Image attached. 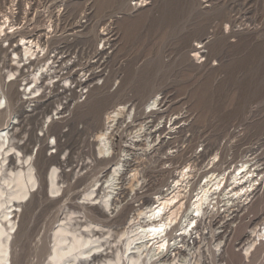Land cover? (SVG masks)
Wrapping results in <instances>:
<instances>
[{
  "label": "rangeland",
  "instance_id": "obj_1",
  "mask_svg": "<svg viewBox=\"0 0 264 264\" xmlns=\"http://www.w3.org/2000/svg\"><path fill=\"white\" fill-rule=\"evenodd\" d=\"M130 1L77 0L67 7L68 19L60 23L62 30L58 34L69 32L75 17L89 9L93 22L83 31V37L88 39L94 37L96 25L108 14H124L115 23L117 41L113 58L114 62L125 63L124 76L117 92H93L90 98H100L98 106L87 102L82 111L72 116L68 125L70 133L57 154L48 157L45 149L42 159L34 161L38 180L32 198L26 203L29 229L13 239L12 264H46L47 256L40 252L41 247L50 243L53 228L66 217L74 228L77 224L85 226L88 221L100 220L107 228L122 225L125 215L108 219L101 208L88 205H83L89 207L84 222L79 217L83 206L78 202L82 189L115 162L97 160L93 166L85 167L81 140L93 137L103 127L107 111L123 101L125 94H132L142 109L143 118L152 119L157 127H162L165 119L168 120L166 128L170 118L177 121L176 133L168 135L172 131L166 129L161 134L165 138L162 146L170 145L164 146L158 157L164 158L167 152L175 150L179 156L171 169H167L169 173L161 174L164 171L161 168L169 162H157L152 154L141 161V168L152 170L155 189L171 181L170 172L175 174L177 167L190 159L201 144L216 146V149L237 145L240 151L264 135V0H146L145 6L135 11L127 9ZM199 46L202 48L196 49ZM154 95L161 98V103L149 112L148 102ZM92 117L98 118L92 120ZM2 120L5 118L0 119V124ZM58 126L56 131L65 127L61 123ZM79 127H85L80 131L83 134L78 131ZM31 136L28 134V139ZM33 145L36 150L38 143L29 144ZM55 157L71 162L66 176L60 178L64 180L63 187L47 196L40 178L55 165L52 163ZM237 230L235 236L239 239L244 230L243 227ZM15 231H11L12 237ZM228 242L226 258L222 260L226 264H244ZM188 243L185 250L193 247L191 240ZM210 244L204 241L195 258L203 260L209 254L207 250L211 252ZM256 260L254 257L253 264Z\"/></svg>",
  "mask_w": 264,
  "mask_h": 264
},
{
  "label": "built area",
  "instance_id": "obj_2",
  "mask_svg": "<svg viewBox=\"0 0 264 264\" xmlns=\"http://www.w3.org/2000/svg\"><path fill=\"white\" fill-rule=\"evenodd\" d=\"M73 1L77 0H0V52H3L0 70L4 88L13 84L16 90L9 125L2 136L10 144L27 149L30 148L28 143L43 144L48 157L57 154L65 144L72 116L85 108L93 92H117L124 76L125 63L113 59L117 41L115 23L124 14H108L96 25L94 37L88 39L83 37V31L92 24L93 15L86 9L75 17L69 32L59 35L60 23L68 19L67 7ZM145 4L146 0H131L127 9L135 11ZM20 37L25 38L24 44ZM35 43L36 47L33 46ZM4 106L0 91V109ZM148 107L155 111L157 105ZM106 115L109 122L105 125L108 131L104 139L95 141L94 135L81 140L85 167L93 166L97 160L119 159L125 164L129 162L130 153H140L133 148L139 144L134 133L143 125L145 117L132 94H125V99L111 107ZM54 123L65 127L61 131H52ZM84 130L85 127L78 129ZM28 134H32L30 139ZM237 150V145L216 149V146L201 144L195 148L193 156L177 168L191 164L194 182L202 177L201 183L205 181L204 173L210 170L221 180L219 190L228 186L226 195L216 198L215 194L211 200L210 207L213 205L219 211L213 212L212 225L221 227V235L225 230L238 227L250 232L248 238L240 239L241 242L234 245L238 248L236 252L242 262L248 264L249 256L244 250L250 243L249 253L258 251L256 264H264V135ZM174 153L178 155L177 150ZM214 154L217 157L212 158ZM245 173L248 178L245 185L239 182L226 184L227 178L232 176L239 181ZM242 185L235 197V191ZM220 241L219 248L210 247L222 255L228 251L229 242ZM219 263L226 264L221 256Z\"/></svg>",
  "mask_w": 264,
  "mask_h": 264
},
{
  "label": "bare ground",
  "instance_id": "obj_3",
  "mask_svg": "<svg viewBox=\"0 0 264 264\" xmlns=\"http://www.w3.org/2000/svg\"><path fill=\"white\" fill-rule=\"evenodd\" d=\"M20 39L24 44L25 38ZM33 46L36 47L37 44ZM201 48L199 46L196 49ZM195 55L198 53L195 52ZM4 65L10 67L5 62ZM4 85L0 70V91L5 103L4 108L0 109V119L5 118L0 124V264H12L13 239L29 229V223L26 221V203L28 198H32L33 188L38 180L34 161L42 159L41 153L46 148L45 145H39L34 150L33 145L27 149L10 144L3 138L2 135L11 117L10 108L16 96L13 84L8 85L6 89ZM99 101L100 98L95 96L88 100L93 106ZM150 101L149 106L154 104L159 106L161 103L157 95ZM151 114L155 115V112ZM25 119L28 120L29 117ZM147 119L144 118L143 125L134 133L139 144L133 148L140 153L137 155L130 153L129 162L125 164L117 159L100 177L92 180L82 191L79 190L81 201L78 204L99 207L103 216L108 219L123 214L125 219L122 225L110 227L116 230L115 233H112L114 230L107 228L101 220L97 223L86 221L85 226L82 223L74 228L70 224V218L66 217L65 221L53 228L50 243L41 247L40 252L47 256L46 264H220V256L221 259L226 258L225 251L219 255L211 249V252L207 250L209 254L203 260L200 257L195 258L197 249L202 247L204 241L208 240L211 247L219 248L220 239H225L231 242L232 251L236 252L238 248L234 245L241 242L238 240L249 237L250 232L247 231H242L239 239L235 236L237 229L241 227L225 230L221 235V227L212 225L213 212L219 211L215 210L213 205L210 207L211 200L215 194L216 198L226 195L228 186L224 185L219 190L221 180L218 176L214 177L210 170L204 173V183H201L202 177L194 182L192 166L187 163L175 174L170 172L169 183L159 185V188L157 186L158 189H155L152 182L154 176L150 173L152 170L150 172L148 169L144 170L140 165L143 159L152 154L157 162L161 160L169 162L166 163L168 166L161 168L164 170L161 174L164 176L169 173L167 169H171L169 167L179 156L172 155L174 152L171 151L167 152L164 158L158 157L163 147L170 145L162 146L165 138L161 137V134L166 129L172 131L168 132V135L176 133L174 129H177L175 127L177 121L170 118L169 128H166L168 122L166 119L162 127H157L152 119L151 121ZM108 120L109 116L105 115L103 127L96 130L95 141H101L107 135L108 128L105 125ZM57 124L59 125L54 123L50 130L56 131L59 127ZM29 144L31 145V143L27 145ZM64 157L59 159L55 157L52 162L55 165L40 178L41 188H45L47 196L48 193H57L63 187L64 180H61V177L66 176V168L71 162H65ZM215 157L216 154L212 155V158ZM59 173H62L61 176ZM225 182L229 183L228 185L237 182L245 185L248 182L247 173L239 181L231 176V179L227 178ZM244 185L235 191V197H238L237 192ZM89 207H81L83 212L79 217L82 220L86 219L89 213L86 209ZM13 229L16 230L15 237L11 235ZM186 239L191 240L193 247L188 246L185 250V245L189 244ZM245 247L244 253L249 256L248 264H253L258 251L249 253L250 243Z\"/></svg>",
  "mask_w": 264,
  "mask_h": 264
}]
</instances>
